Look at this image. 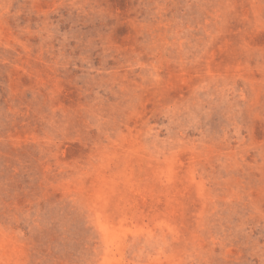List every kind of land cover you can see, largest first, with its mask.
<instances>
[{
	"label": "rangeland",
	"instance_id": "1",
	"mask_svg": "<svg viewBox=\"0 0 264 264\" xmlns=\"http://www.w3.org/2000/svg\"><path fill=\"white\" fill-rule=\"evenodd\" d=\"M0 264H264V0H0Z\"/></svg>",
	"mask_w": 264,
	"mask_h": 264
}]
</instances>
